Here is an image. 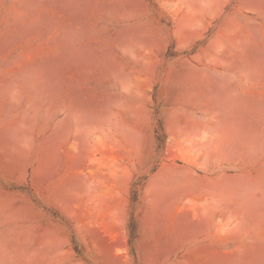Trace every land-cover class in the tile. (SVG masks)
Here are the masks:
<instances>
[{
  "label": "rangeland",
  "instance_id": "obj_1",
  "mask_svg": "<svg viewBox=\"0 0 264 264\" xmlns=\"http://www.w3.org/2000/svg\"><path fill=\"white\" fill-rule=\"evenodd\" d=\"M0 264H264V0H0Z\"/></svg>",
  "mask_w": 264,
  "mask_h": 264
},
{
  "label": "crops",
  "instance_id": "obj_2",
  "mask_svg": "<svg viewBox=\"0 0 264 264\" xmlns=\"http://www.w3.org/2000/svg\"><path fill=\"white\" fill-rule=\"evenodd\" d=\"M119 166V165H118ZM118 172L120 171V167H118V170H117ZM115 177H117V176H115ZM117 178H119V177H117Z\"/></svg>",
  "mask_w": 264,
  "mask_h": 264
}]
</instances>
